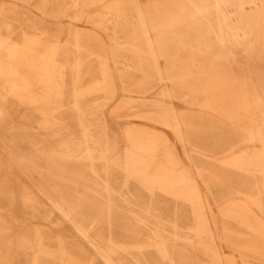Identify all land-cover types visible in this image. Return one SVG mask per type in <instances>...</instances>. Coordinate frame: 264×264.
Instances as JSON below:
<instances>
[{
  "label": "bare ground",
  "instance_id": "obj_1",
  "mask_svg": "<svg viewBox=\"0 0 264 264\" xmlns=\"http://www.w3.org/2000/svg\"><path fill=\"white\" fill-rule=\"evenodd\" d=\"M35 1L58 32L0 8V264H264V0Z\"/></svg>",
  "mask_w": 264,
  "mask_h": 264
},
{
  "label": "rangeland",
  "instance_id": "obj_2",
  "mask_svg": "<svg viewBox=\"0 0 264 264\" xmlns=\"http://www.w3.org/2000/svg\"><path fill=\"white\" fill-rule=\"evenodd\" d=\"M37 5L35 0L29 1V3H23L19 0H0V8L3 9L5 13H7V18L10 19L11 24H12V34L18 38L20 34V29H26L27 31H30L27 26H29L31 23L38 25L39 28L45 30L48 33H56L58 32L59 26L52 24L50 19L47 17V15L39 12L38 10L35 9L34 5ZM50 8H45L44 12H49ZM1 19V18H0ZM80 24V23H79ZM80 28L87 29L84 24L79 26ZM246 66V61L243 59H240L238 62L235 64V69H241ZM257 67L264 72V67L262 65H257ZM10 117H11V123L13 126H17L18 124L22 123L21 121V116L23 114H26L22 109L16 107L15 105H12V109L10 111ZM26 124L28 127L30 125V122H23ZM9 132L10 129L7 127V130H4L2 133H0L1 138L7 140L9 139ZM29 137L32 138L33 140L36 139L35 134L28 129ZM18 150L20 152H27V147L25 144H23L21 141L17 142ZM16 148V147H15ZM30 149V147H28ZM12 181L14 183V189H15V194L18 196V185L21 186H28L29 188L34 185L38 181V178L32 177L28 178L24 174H21L22 171H19L18 169L14 168L12 169ZM2 173H6L5 170H2ZM0 197H8L5 195L0 194ZM1 204L3 206H6V200L5 198H2ZM41 199L39 198V203H41ZM16 211H19L16 209ZM39 214L36 216V218L32 219L30 217L31 211H27L25 214L19 215L18 214V220L24 219V228L30 229L31 226L33 225H38L42 228L43 232L45 235L50 236V234L53 232L49 221H44V216L48 212V206L47 204L44 206L40 204L38 208ZM26 228V229H27ZM224 249L227 251V253L234 252L231 248H228L226 243H223ZM236 253V252H234ZM237 255V253H236ZM238 256V255H237ZM244 258H247L246 256H243Z\"/></svg>",
  "mask_w": 264,
  "mask_h": 264
}]
</instances>
